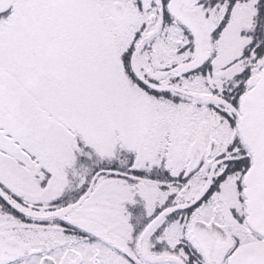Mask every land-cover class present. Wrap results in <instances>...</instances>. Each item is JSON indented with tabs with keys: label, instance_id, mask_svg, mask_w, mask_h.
Wrapping results in <instances>:
<instances>
[{
	"label": "snow or ice",
	"instance_id": "6c2138e0",
	"mask_svg": "<svg viewBox=\"0 0 264 264\" xmlns=\"http://www.w3.org/2000/svg\"><path fill=\"white\" fill-rule=\"evenodd\" d=\"M0 264H264V0H0Z\"/></svg>",
	"mask_w": 264,
	"mask_h": 264
}]
</instances>
